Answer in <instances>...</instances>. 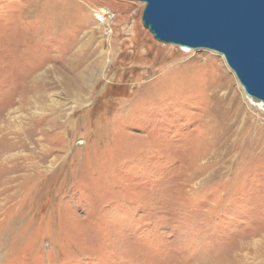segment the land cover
Segmentation results:
<instances>
[{
  "label": "rangeland",
  "instance_id": "rangeland-1",
  "mask_svg": "<svg viewBox=\"0 0 264 264\" xmlns=\"http://www.w3.org/2000/svg\"><path fill=\"white\" fill-rule=\"evenodd\" d=\"M143 7L0 0V264H264V108Z\"/></svg>",
  "mask_w": 264,
  "mask_h": 264
},
{
  "label": "water",
  "instance_id": "water-1",
  "mask_svg": "<svg viewBox=\"0 0 264 264\" xmlns=\"http://www.w3.org/2000/svg\"><path fill=\"white\" fill-rule=\"evenodd\" d=\"M153 39L220 54L244 94L264 104V0H134Z\"/></svg>",
  "mask_w": 264,
  "mask_h": 264
},
{
  "label": "bare ground",
  "instance_id": "bare-ground-1",
  "mask_svg": "<svg viewBox=\"0 0 264 264\" xmlns=\"http://www.w3.org/2000/svg\"><path fill=\"white\" fill-rule=\"evenodd\" d=\"M58 32V31H57ZM35 46V45H34ZM20 54V53H19ZM246 96V95H245ZM247 97V96H246ZM249 98V97H248ZM251 99V98H250ZM253 100V99H252ZM255 101V100H254ZM260 106H262L263 108H264V104L263 103H261V102H258V101H256Z\"/></svg>",
  "mask_w": 264,
  "mask_h": 264
},
{
  "label": "built area",
  "instance_id": "built-area-1",
  "mask_svg": "<svg viewBox=\"0 0 264 264\" xmlns=\"http://www.w3.org/2000/svg\"><path fill=\"white\" fill-rule=\"evenodd\" d=\"M108 18H109V14L106 16V19L105 20L107 21Z\"/></svg>",
  "mask_w": 264,
  "mask_h": 264
}]
</instances>
